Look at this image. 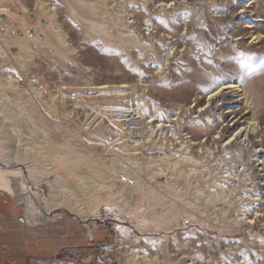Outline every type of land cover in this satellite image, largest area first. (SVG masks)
I'll return each instance as SVG.
<instances>
[{"label": "rangeland", "instance_id": "obj_1", "mask_svg": "<svg viewBox=\"0 0 264 264\" xmlns=\"http://www.w3.org/2000/svg\"><path fill=\"white\" fill-rule=\"evenodd\" d=\"M217 1V9L203 1L209 22H201L194 14L196 23L204 26L209 42L189 41L181 46L184 50L181 54L177 52L163 65L162 58L154 61L138 57L141 48L128 51L112 44L99 26L105 25L118 35L114 24L118 22L121 32L140 36L143 41L151 38L158 46L160 37L152 40L145 31L147 27L178 37L183 33V23L193 18L187 17L186 7L178 9L174 16L173 12L166 16L160 13L159 5L172 0H148L151 5L145 0H107L110 12H119L131 25L129 30L122 27L115 15L105 13L102 0H0V43L6 49L5 54L0 53V94L8 111L20 123L16 124L17 132L10 123L3 122L0 137L6 144H16L11 153L18 155L23 151L15 138L18 136L29 146L34 137L33 126L40 138L47 137L57 157L49 166L41 152L35 156L28 149L27 155L32 158L29 163L8 164L0 160V169L22 170L25 186L18 184L15 188L21 196H31L35 208L42 213H46L44 198L51 191L49 179L59 176L75 186L73 172L80 173L94 163L107 164L118 175L114 181L120 189L130 180L128 174L132 170L127 168L122 173L116 170L115 158L127 167L130 158L122 152L136 154L137 163L145 165L158 155V144L135 147L137 135L127 137V131L124 136L133 144L132 150L119 151L112 148L114 144L106 143L107 137L119 138V129L111 121L117 118L111 111L113 104L133 94L130 108H136L150 120L156 117L160 123L176 125L174 138L180 137L181 127L173 120L180 112L184 131L179 146L187 144L184 140H207L205 143L211 150L217 151L208 157V169L202 175H184L183 179L173 173L178 189L170 182L169 169L160 176H146V184L140 183L135 191V185L129 186L124 195L138 193L134 212L124 210L123 196L110 197L106 191H99L89 204V221L65 203L47 215V224L30 225L25 219L23 200L1 190L0 264H157L146 258H136L134 263L129 259L133 257L131 249L137 255L156 254L158 264H191L192 260H201L200 264H241L245 259L249 264H264V215L255 224L246 220L235 223L237 216H244L237 206L248 201L251 209L264 210L260 199L264 198L263 171L255 157L261 152L259 147L264 149V134L262 146L257 141L260 138L253 134L244 147L243 138L226 146L227 139L246 126L245 121L255 112L258 111V118L264 124V44L250 37L257 27L264 36V0ZM247 7L248 12H242ZM251 10L255 11L253 19ZM31 52L36 53V60ZM159 54L164 55L163 49L159 48ZM161 65L165 75L157 73ZM9 77L18 82V87L11 86ZM228 83L240 85L244 95L229 88L221 90ZM123 84H137L138 88L131 94L130 90L120 88ZM34 88L42 91V100ZM62 91L66 99L60 96ZM217 92L220 93L208 105L210 95ZM233 105L238 107L237 113L231 114ZM147 124L157 134L158 123ZM161 128L156 138L166 141L171 133L168 127ZM218 130H223L222 138L214 142ZM184 133L190 138H185ZM68 145L74 147V152ZM193 147L190 146L189 152L199 156V145ZM77 152L85 165L72 162ZM224 155L232 156L228 165ZM33 163L38 166L34 172L29 170ZM150 169L145 166L135 170L147 174ZM243 171L249 177L246 175L240 183L234 181L239 186L229 200L210 199L196 191L206 184L220 189L227 184L222 177L231 173L238 174L235 177L238 179ZM122 177L125 180L121 181ZM213 180L221 185L212 183ZM79 193L82 194L80 190ZM160 195L171 203L162 214L156 213V206H163L162 201L154 200ZM184 218L187 224L183 226ZM166 245L171 246L174 256L166 250ZM160 249L161 253L157 254Z\"/></svg>", "mask_w": 264, "mask_h": 264}, {"label": "bare ground", "instance_id": "obj_2", "mask_svg": "<svg viewBox=\"0 0 264 264\" xmlns=\"http://www.w3.org/2000/svg\"><path fill=\"white\" fill-rule=\"evenodd\" d=\"M147 1L148 0H145V3L146 4L149 3L151 5V3L150 2L147 3ZM203 1H205L206 4H210V5L214 6V8H216V9L218 8L217 5H218L219 1H217V0H172L171 3H169V2L168 3L167 2L161 3L159 5V7L161 8V10L159 12L165 16L168 14H171L172 12H173V16H174L177 14L178 9H180L182 7H186V8H189V11H188L189 14L187 17H189V18L193 17V18L190 21L186 20L183 23V26H182L183 33H182V35H179L178 37L176 35H173L170 32L164 31L162 33L156 27H153V28L147 27L145 29V31L147 34H149L150 37H152V40L156 39L158 36L160 37L156 42L158 44V46H156L155 43H153L151 41V38H149V41H143L140 36H136V35L132 36V35L125 34L124 32H121L120 27H119L120 24L118 22L114 23L116 28H117V34L118 35L112 34L109 31V29L105 27V25L99 26V27L104 28V33L110 38L112 44L119 45V46L123 47L124 49H127L128 51H133L136 48H141L142 50H141V53H139L138 57H140L141 59H149L150 58L154 61L162 58V62L164 63L163 65H165L167 63V61H169L171 59V57H174L177 52H179L178 55L181 54V52L184 51L183 48H181V46H184V45L186 46L189 41L198 40L197 43H199V42L202 43L203 40H206V42L208 41L207 40L208 37L206 38V36H205L206 32L204 30V26L202 24H197L196 20H195V18L197 17L200 19L201 22L202 21H204V22L210 21V17L207 16V10L204 13ZM102 4H104L106 9H107V11L105 13H110V15H115L116 19H118L120 21V23H123L122 27L124 29L126 28L125 30L131 29V25H128L125 22V19L123 18L122 15L119 14V12H117V13L116 12H112V13L110 12V8L107 4V0H102ZM242 12H248V7L244 8V10H242ZM254 13H255V11H253V10L250 11V15H251L252 19L254 17V15H253ZM194 14H196V17H194ZM130 23H131V21H130ZM249 27H251V26H249ZM258 29L259 28L257 27V30L255 31V33L252 32L250 37L254 38V40L257 39L258 41H260L264 44L263 33L261 32V30H258ZM159 48L163 49V51H164L163 56L160 55L161 53L159 54ZM180 48H181V50H179ZM5 51H6L5 47L0 43V53L5 54L6 53ZM31 55L34 57L35 60L37 59V55L35 52H31ZM164 61H166V63ZM163 65H161L159 68L157 67L158 68L157 73H159L160 75H165V70H164ZM10 82L12 83L11 84L12 87H18V82L15 79L10 78ZM106 87H108V86H104L103 88H106ZM120 88L130 90L129 93L133 94L137 90L138 85L137 84H135V85L123 84L120 86ZM226 88H229L232 91L235 90L236 92H240L242 94V89L240 88V85H238L237 83H228V84L224 85L221 90H226ZM34 91L37 94V96L40 97V99L42 100L43 99L41 97L42 91H40L39 89H36V88H34ZM64 92L62 91V94H60V96H62L63 98L66 99ZM219 93L220 92L212 93L210 95L208 102H207L208 105H210V103L214 100L216 95ZM133 95H131L130 97L124 98V99H120L119 104L118 103L113 104L114 109H112L111 111L113 113L117 114V116H116L117 118H115L111 121H113L114 125H116V127L119 129L118 130L119 135H117L119 138L116 139L114 137H107L106 143L114 144L113 146L111 145L112 148L117 147L116 149L117 150L119 149V151H121V150L129 151V150H132L133 144L129 143L128 141L130 139L129 140L125 139V136L130 137L133 135H135V136L137 135L136 140L133 142L135 147L141 146V147L146 148V144L153 142V143L159 145L160 152L158 153V155L152 156L149 164H147V165L142 164V163H137V161H139L137 158V155L132 153V152H129V153L128 152H122V155H125L126 157L130 158L129 166H127V167L122 161L115 158L114 161H115V165H116V170H118L121 173L128 171L127 168L132 170L131 173L128 174V177L130 178V180L128 182H126V184L123 185L122 188L119 189L116 186L117 184L114 181V179H116V178L118 179V175L115 173V171H113L111 168H109L107 164L106 165L105 164L104 165H98V164L94 163L91 165H87L86 170H81L80 173L77 171L73 172L74 179L76 182L75 186L70 184L68 181L64 180L62 177H59V176H56L55 179H53V180L49 179L47 181L49 186L51 187V191H50L49 196L46 195V197L44 198L43 203L46 204V206H45L46 213H42L40 210L35 208V203L32 202L31 196H29V195L21 196V194L19 193L20 190L18 191L17 188H15L18 184L22 185V187L25 186L24 173H22V170L19 168L18 169L17 168H15V169H0V191L1 190L5 191L8 194H10V196H13L14 198L17 197V199L19 198V199L23 200V202L26 204L25 219L27 218V221L30 225L47 224V222L49 220L47 215L61 209L65 203H67V205L71 209H73L76 214L81 215V217H83L85 219V221H89L91 219L89 204L91 203L92 197L96 193L98 194L99 191H103V190L106 191L110 197L121 198L123 196L124 200L126 201V203L124 202L125 204H123L124 210L134 212V210L137 206V203H138V193L134 192V193H131L129 195H124V193H125L124 190L127 189L132 184L135 185L134 186V191H135V189L137 190V187L141 186L140 183L146 184V181L148 180L147 177L150 178L153 175L160 176V174H165L166 173L165 171H167V169H169V170H171L170 172H172V175L170 176L171 177L170 182L176 189H178L179 185L176 183V181L173 180L174 179L173 173H176L177 175L183 177V179H184V175H186V177H188V176H192L193 174L194 175H196L198 173L201 174L205 170L208 169L207 168L209 165L208 157L212 156V154H214V152H217V151L215 150V148L211 150L210 146L208 144H206L207 140L197 141V142L192 140V139L187 140V141L184 140V142L187 144L184 145L183 147H182V145L179 146L180 144H182L181 131H184L182 129V127L184 126V123L182 122L180 112H179V115L177 118H173V120H175L178 123V125L181 127V131L179 133L180 137L174 138V136L176 135V134H174V127L176 125H173L171 122L170 123L165 122L164 124L160 123L159 122L160 120L157 119L156 117L155 118L152 117V119L150 120L143 113L138 111L136 108L133 110L131 109L132 107L130 108V102H133L132 101L133 99H131L132 97H134ZM242 95H244V94H242ZM6 105L7 104H6L5 98H3L0 94V125H2L3 122H8V123H10L11 127L15 128L16 130H18L17 132H19V128H17V127H19L18 125L20 124L19 119L14 113H10L8 111L9 109L7 108ZM233 108L234 109L230 110L231 114L237 113L238 107H235L233 105ZM59 113H60V116L64 115V113H62V111ZM234 117H237V116H234ZM258 117H259V115H258V111H257L253 114L252 118H249L245 121L248 123L246 126H242V128L238 132H236L235 135H233L231 138L227 139L226 146H227V144H232V142L234 140L243 138L242 142H244L243 143V147H244V144H246V141L248 139H251V137H249L251 134L256 135V137L260 138V140H257V141H259V143L261 142L260 146H262V143H263L262 135L264 134V124L262 123V121L259 120ZM94 119H92L91 123L94 121ZM138 119H140L141 121H138ZM151 121L152 122L156 121V123H158V124H156L159 127V129H157V134L159 133L160 130H162L161 127H163V130H166V127H168L167 130L171 134L169 135V138L166 137V139H167L166 141H162V140L158 141L159 139L156 138L157 134L154 135V133H155L154 129L152 128V126L147 124L148 122L150 123ZM180 122H182L183 124H181ZM16 124H18V125H16ZM139 124H141V125L139 127H136ZM126 125H128V126H126ZM31 127L34 130V137L30 141L29 146L27 145L26 142H23L22 140L20 141L18 136L15 138L16 143L17 142L21 143L19 145H21V149L23 151V153L19 152L18 155L11 153V150L15 149V147L17 145L16 144L15 145L14 144L13 145L6 144L5 141H3V138L0 137V149L2 151V152H0V160L2 162L8 163V164H15L17 162H19L20 164L29 163L32 158H31V155L30 156L27 155L28 149H32V151L35 153L34 154L35 156L38 155V152H41L40 153L41 156L47 158L48 161L46 163L49 166L56 161L57 157L54 156L53 151L51 150V144H50L49 140L47 139V137L44 136L43 138H40L39 135L37 134L36 128L33 126H31ZM125 131H127L128 133L125 134V136H124ZM222 131L223 130H218L216 132V136H213L214 142H216V140L218 138H222L221 137ZM184 134H185L184 136H186L185 138H190V136L187 135V133H184ZM173 138L177 139V142H175ZM111 140L113 142H111ZM247 142H249V141H247ZM197 145H199L198 149L200 151L199 152L200 155L196 157L192 153H190L189 150H190V146H192V149H193L194 148L193 146H197ZM68 147L70 148L71 151H73V149H74L73 146L68 145ZM241 149H243V148L241 147ZM168 150H171V151H168ZM258 150H259V152L261 151L262 153L260 152L258 154V156H255V157H256V161H258L259 165H261V169L263 171V174H262L263 177H262L261 181L264 182V149L262 147H259ZM24 152L26 154H24ZM78 154L81 155V153H78V152H77V154L75 153L73 156L71 155L74 158L73 159L74 161L72 160V162L77 161V164H79V165L84 164L85 165V162H81L79 160L82 158H80V156ZM241 155H242V150H241L240 156ZM224 156L226 158L225 163L228 165L229 164L228 161L230 160V158L232 156L230 158H228L229 157L228 155H224ZM214 164H215V162H214ZM145 166H149L151 168L150 169L151 171L148 172L147 174L146 173L141 174L138 172V170H135L137 168L144 169ZM217 166L219 167L220 165L217 164ZM37 169H38V166L35 163L30 164V166H29L30 171L34 172ZM72 170H73V168H72ZM72 170H71V172H72ZM222 173H226V171H223ZM246 175L249 177V175L245 171H243V173H241L239 178L235 179V177L238 176V174H235L234 176H232V174L229 173L228 175H225V177H222V179L224 178L225 183H227L226 186H222V187H220V189L219 188L216 189L215 186L212 187L211 185L206 184L204 186V188L199 187L196 191L199 192L200 194L205 195L207 198H210V199L214 198V199H218V200H221L224 202V201H226V199L229 200L233 196V193L235 192L234 189L237 188V186H239L234 181L238 180L240 183L241 181H243L245 179ZM203 177H206V175ZM122 178H124V177H122ZM122 178H121V181H122ZM124 180H125V178H124ZM252 182H253V180H252ZM212 183L216 184L217 186L221 185L219 182H217V180H213ZM196 188H197V186H196ZM78 189L82 192V194L79 193ZM250 189H246V190H250ZM245 195H246V193L243 195V197ZM246 198L251 199V197H249V196ZM260 199L264 202L263 197ZM154 200L156 202L162 201V203H163V206H156V213L162 214V213H165V211H168L171 203L167 202V199L163 195H160L159 198L155 197ZM248 203H249V201L247 203H245L244 205L237 206L240 208V212L244 213V216L240 217V215H239L236 217L234 215L233 217H236L235 218L236 224H240V223L244 222L245 220L249 223L255 224L257 222V220L259 219V217L264 215V213H263L264 210L261 212L260 208L251 209L249 206H247ZM176 229H178V228H176ZM129 248L131 249V247H129ZM165 248H166V250L168 249L171 256L175 255L173 253V250H172L170 245L169 246L166 245ZM234 248H230L231 251ZM130 252L133 254V257L130 256L129 259H131V261H133L134 263H136V261H135L136 258H138V259L139 258H146L147 260L156 262L158 264V261H156L157 260L156 254L153 255V254L146 252V254L137 255L138 253H136V251L133 249H131ZM131 253H129V254H131ZM156 253L160 254L161 249L157 250ZM192 261L193 262H190L191 264H200V262H201V260H192ZM241 264H249V263L246 262V259H245Z\"/></svg>", "mask_w": 264, "mask_h": 264}, {"label": "built area", "instance_id": "obj_3", "mask_svg": "<svg viewBox=\"0 0 264 264\" xmlns=\"http://www.w3.org/2000/svg\"><path fill=\"white\" fill-rule=\"evenodd\" d=\"M8 32V31H7ZM124 180V178H122V181ZM181 222L183 223V226L187 224V219H181Z\"/></svg>", "mask_w": 264, "mask_h": 264}]
</instances>
